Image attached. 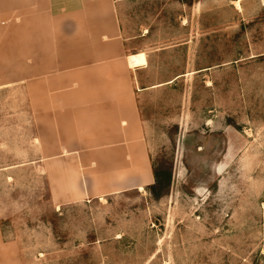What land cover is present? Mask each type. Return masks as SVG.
<instances>
[{
	"label": "rangeland",
	"instance_id": "rangeland-1",
	"mask_svg": "<svg viewBox=\"0 0 264 264\" xmlns=\"http://www.w3.org/2000/svg\"><path fill=\"white\" fill-rule=\"evenodd\" d=\"M124 11L148 55L138 139L53 124L40 84L0 86V264H264V0Z\"/></svg>",
	"mask_w": 264,
	"mask_h": 264
},
{
	"label": "crops",
	"instance_id": "crops-1",
	"mask_svg": "<svg viewBox=\"0 0 264 264\" xmlns=\"http://www.w3.org/2000/svg\"><path fill=\"white\" fill-rule=\"evenodd\" d=\"M129 1L0 0V86L13 75L27 88L40 84L47 100L36 108L53 124L100 125L94 132L105 141L138 139L134 80L148 55L124 20ZM13 45L23 49L19 71L12 67ZM140 53L146 62L132 66L130 56ZM65 130L72 131L58 129Z\"/></svg>",
	"mask_w": 264,
	"mask_h": 264
}]
</instances>
